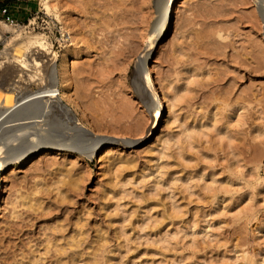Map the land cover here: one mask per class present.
Segmentation results:
<instances>
[{
	"label": "rangeland",
	"instance_id": "1",
	"mask_svg": "<svg viewBox=\"0 0 264 264\" xmlns=\"http://www.w3.org/2000/svg\"><path fill=\"white\" fill-rule=\"evenodd\" d=\"M22 1L35 26L6 36L46 35L55 61L62 56L68 65L58 101L109 141L90 158L43 145L51 138L38 129L8 137L11 155L24 143L37 147L3 174L0 264H264L257 2L176 0L170 28L147 60L164 106L151 133L137 63L162 0H53L60 19L42 0ZM18 13L25 22L29 15ZM5 72L0 98L9 86L22 95L49 82L44 68V82L26 70L12 85ZM57 125L46 127L64 138L66 124Z\"/></svg>",
	"mask_w": 264,
	"mask_h": 264
},
{
	"label": "bare ground",
	"instance_id": "2",
	"mask_svg": "<svg viewBox=\"0 0 264 264\" xmlns=\"http://www.w3.org/2000/svg\"><path fill=\"white\" fill-rule=\"evenodd\" d=\"M42 1L47 13L49 15L55 13L57 18L60 19L58 14L59 12L56 11L58 8L54 4L53 0ZM262 1L264 0H255V2L258 4L257 6L261 16H264V4L261 3ZM175 5L176 0L160 1L158 6L159 8L157 9V17L153 22L150 34L148 35L147 47L144 50V53L139 57L137 63V79L139 84L146 90L145 101L151 113V128L155 123L153 128L154 130L151 133L155 131V127L162 119V110L164 106L153 83L151 72L149 70L150 68L147 65V60L152 52L151 50L169 30ZM0 29L3 34L9 30H13L14 27L6 22L1 21ZM3 41L4 43L6 42V48L5 50L0 49V69H4V71L6 69L5 73H7L8 76H6L7 78L5 77V81L8 79L12 80V85L13 83L18 84L21 82L19 81L20 76H23V74L26 73V70H30L31 73L29 72V76H31V78L36 77L38 81L41 80L39 82H44V74H41V68H44L45 70L47 69L49 82L46 84L47 86L45 85V87L39 92H32L22 95L15 94V91L20 88L18 85L9 86L6 89L5 95L0 98V135L2 134V131H8L6 137H0V150L3 149V151L0 153V198L2 195L3 174L6 166L10 161L15 160L16 158L19 160L28 158L34 153V150L37 147L35 144L33 145L30 143H24L22 148L19 147L20 150L18 151V154L11 155L10 153L14 149L12 146L13 144L9 142L10 140H8L10 135H13L18 131L21 132L26 128L38 129L42 135L43 133H47V135L51 138L47 144L43 145H50L53 147L55 146V148L64 147L67 149V151H79L81 154H85L86 157L90 158L96 153L102 143L109 141V139L103 138L104 136L100 137L98 134L92 133V131L90 132L80 125L77 121V118L70 114L69 109L58 101V95L62 94L61 92L64 91L63 89H66L65 87L63 88V83L68 82L69 79L68 65L65 64L66 58H63L62 56L60 57V63L55 61L58 56H56L57 54H53L55 56H52V53L54 52L52 45L53 43H51L46 38L45 34L41 33L22 35L20 34V31H18V33L15 35V37L13 36V38H8L6 35H3ZM71 53L74 52H70L69 54ZM44 56H46L47 59L45 58V63H42L41 61L44 60L42 57ZM40 58L41 61L39 60ZM0 80L2 82V78ZM56 111L57 113L55 114L54 112ZM52 116L53 119L57 118L53 123L51 120H48L49 117L52 119ZM47 124H66L65 129L68 128L69 132L65 136L63 135L64 138L57 139L55 137L56 134L54 135L52 133L54 130H50L48 127H46ZM9 131H11L10 134ZM127 142L124 143L126 144ZM126 145H128V143ZM18 155L20 156L18 157Z\"/></svg>",
	"mask_w": 264,
	"mask_h": 264
},
{
	"label": "built area",
	"instance_id": "3",
	"mask_svg": "<svg viewBox=\"0 0 264 264\" xmlns=\"http://www.w3.org/2000/svg\"><path fill=\"white\" fill-rule=\"evenodd\" d=\"M5 0H0V22H6L12 25L15 28H21L27 26L28 29L34 28V13L32 8L28 7V5H24L22 0H17L15 3L7 4ZM20 10L24 11V14H28L29 16L26 18V21L20 19V14L18 13ZM27 22V23H26ZM3 35H7V32L3 33L0 29V49L3 45Z\"/></svg>",
	"mask_w": 264,
	"mask_h": 264
}]
</instances>
